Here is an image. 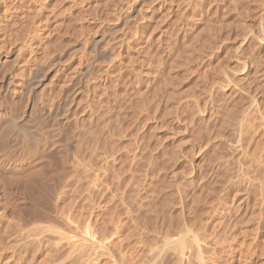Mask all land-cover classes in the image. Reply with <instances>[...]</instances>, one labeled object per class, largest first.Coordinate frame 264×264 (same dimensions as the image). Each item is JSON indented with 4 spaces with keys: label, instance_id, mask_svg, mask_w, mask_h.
<instances>
[{
    "label": "rangeland",
    "instance_id": "obj_1",
    "mask_svg": "<svg viewBox=\"0 0 264 264\" xmlns=\"http://www.w3.org/2000/svg\"><path fill=\"white\" fill-rule=\"evenodd\" d=\"M78 1L0 0V264H264V0Z\"/></svg>",
    "mask_w": 264,
    "mask_h": 264
},
{
    "label": "bare ground",
    "instance_id": "obj_2",
    "mask_svg": "<svg viewBox=\"0 0 264 264\" xmlns=\"http://www.w3.org/2000/svg\"><path fill=\"white\" fill-rule=\"evenodd\" d=\"M23 2L25 1V2H27L28 3V1H30V2H34V4H36V5H38L39 4V1L40 0H22ZM57 1V0H56ZM65 1V0H64ZM70 1V0H69ZM74 1H77V0H73V2ZM82 1V0H81ZM126 1V0H125ZM128 1V0H127ZM35 2H38V4L37 3H35ZM80 2V0L77 2V3H79ZM83 2V1H82ZM87 2V0L85 1V3ZM89 2V1H88ZM105 2V1H104ZM107 2V1H106ZM109 2V1H108ZM120 2V0H118V1H116V6H117V3L118 4H120L119 3ZM122 2H124V0H122ZM130 2V1H129ZM129 2H126L127 4H129ZM27 3H25L26 5H27ZM63 3V2H62ZM72 3V2H71ZM76 3V2H75ZM76 3V4H77ZM143 2L141 1V0H133L132 2H130V4L129 5H123L122 7H124V8H120L121 10H123L124 9V11L126 12V15L127 16H125L127 19L130 17H128V15H133V13L136 15V13L138 12L137 10L139 9V11H140V6H141V4H142ZM151 3V2H150ZM153 3V2H152ZM67 4V3H66ZM80 4H83V3H80ZM79 4V5H80ZM105 4V3H104ZM103 4V5H104ZM40 5V4H39ZM38 5V6H39ZM75 5V4H74ZM73 5V6H74ZM85 5V4H84ZM97 5V4H96ZM143 5V4H142ZM262 5V4H261ZM21 6V5H20ZM19 6V7H20ZM27 6H29V5H27ZM26 6V7H27ZM81 6V5H80ZM79 6V7H80ZM94 6V5H93ZM107 6V5H106ZM125 6H126V9H125ZM24 7V6H23ZM22 7V8H23ZM35 7V6H34ZM33 7V8H34ZM57 7V6H56ZM67 7H68V10L69 9H71V8H69L70 6H68L67 5ZM86 7V6H85ZM105 7V6H104ZM103 7V8H104ZM118 7H120L119 5H118ZM117 7V8H118ZM33 8H31L32 10H33ZM41 8V7H40ZM52 8V7H51ZM50 8V9H51ZM55 8V7H54ZM75 8H76V5H75ZM98 8V7H97ZM116 7H115V9H116V13H118V9H117ZM262 8V7H261ZM21 9V8H20ZM19 9V10H20ZM47 9H48V6H47ZM53 9V8H52ZM76 9H82V8H76ZM119 9V10H120ZM54 10V9H53ZM87 10V9H86ZM86 10H85V12H86ZM91 10V9H90ZM95 10V9H94ZM114 10V9H113ZM120 10V11H121ZM24 11V10H23ZM36 11H38L37 10V8H36ZM48 11V10H47ZM49 11H51V10H49ZM58 11V10H57ZM78 11V10H77ZM79 11H81V10H79ZM110 11V10H109ZM54 12V11H53ZM71 12V11H70ZM114 13H115V11H113ZM122 12V11H121ZM121 12H119V13H121ZM58 13V12H57ZM79 13V12H78ZM106 13V12H105ZM110 13V12H109ZM118 13V14H119ZM123 13V12H122ZM17 14V13H16ZM75 14H76V12H75ZM82 14H83V12H82ZM89 14V13H88ZM91 14V13H90ZM117 14V15H118ZM258 14V13H257ZM36 15H38V14H36ZM40 15V14H39ZM55 15V14H54ZM57 15V14H56ZM123 15V14H122ZM139 15V14H138ZM43 16V15H42ZM180 16V15H179ZM44 17V16H43ZM55 17H57V16H55ZM122 17V16H121ZM124 17V16H123ZM132 17H134V15L132 16ZM125 18V19H126ZM54 19V18H53ZM102 19V18H101ZM121 19V18H120ZM132 19V18H131ZM85 20H86V18H85ZM118 21V20H117ZM77 22H79V21H77ZM116 22V21H115ZM124 22V21H123ZM47 24V23H46ZM123 24V23H122ZM52 29V28H51ZM56 29V28H55ZM97 29V28H96ZM126 29V28H125ZM95 30V29H94ZM76 31V30H75ZM250 31V30H249ZM4 32V31H3ZM16 32V31H15ZM134 32V31H133ZM136 33V32H135ZM106 34H108V33H106ZM33 35V34H32ZM195 35V34H194ZM8 36V35H7ZM78 36V35H77ZM95 37H92V38H94L93 40H95V39H98L99 38V35H94ZM78 37H80V36H78ZM152 37V36H151ZM76 38V37H75ZM100 38H103V37H100ZM99 38V39H100ZM79 39V38H78ZM101 40V39H100ZM9 41V40H8ZM88 41V40H87ZM86 41V42H87ZM97 41V40H96ZM96 41H95V43H96ZM165 41V40H164ZM91 42H92V40H91ZM99 42V41H98ZM6 43V42H5ZM94 43V42H93ZM57 44V43H56ZM14 45V44H13ZM38 45V44H37ZM44 45V44H43ZM94 45V44H93ZM92 45V46H93ZM11 46V45H10ZM28 46V45H27ZM83 46V45H82ZM115 46V45H114ZM18 47V46H17ZM30 47V46H29ZM11 48V47H10ZM73 48V47H72ZM72 48H71V50H72ZM75 48V47H74ZM73 48V49H74ZM7 51H6V55L7 56H9V57H11V59H12V61L16 64V61L19 59V55H20V53H18V51H16V49H6ZM64 50V49H63ZM95 50V49H94ZM110 51V50H109ZM100 53V52H99ZM98 53V54H99ZM145 53V52H144ZM96 54V53H95ZM143 55V54H142ZM3 55L0 53V58L2 57ZM50 56V55H49ZM48 56V57H49ZM68 56V55H67ZM24 57V56H23ZM96 57V56H95ZM101 57V56H100ZM128 57V56H127ZM57 58V57H56ZM58 58H59V55H58ZM97 58V57H96ZM10 60V59H9ZM61 60V59H60ZM97 60V59H96ZM38 61V60H37ZM105 61V60H104ZM113 62V61H112ZM90 63V62H89ZM21 64V63H20ZM30 64V63H29ZM87 64V63H86ZM13 65V64H12ZM18 65V64H17ZM23 65V64H22ZM108 65V64H107ZM131 66V65H130ZM7 67V66H6ZM10 67H11V65H10ZM31 68V67H30ZM33 69V72H35V71H37V69H39V67H37V66H33L32 67ZM109 68V67H108ZM128 68V67H127ZM8 69V68H7ZM172 69V68H171ZM9 70V69H8ZM87 70H88V67H87V65H86V67H83L82 68V70L81 71H79L80 73H81V75H79V77L75 80L76 82H74V84H75V86H76V88L80 91V93H81V91H83L84 90V86H85V84H84V80H83V78H84V76L86 75V74H88L87 73ZM37 73V72H36ZM35 75V74H34ZM78 75V74H77ZM151 75V74H150ZM30 74H29V78H30ZM88 76V75H87ZM169 76V75H168ZM9 78H8V84H13L14 82H13V80H12V78L13 77H10V76H8ZM18 77V76H17ZM28 77L26 78V79H22V80H20L19 79V81H18V83H14L15 84V86H17V87H19V89H21V90H23V92H24V90L25 91H27L26 89H27V83H28ZM33 77V76H32ZM29 82H30V80H29ZM30 84V83H29ZM73 84V85H74ZM87 85V84H86ZM12 86V85H11ZM13 87H14V85H13ZM26 87V88H25ZM87 87V86H86ZM11 88V87H10ZM74 88V87H73ZM75 88V89H76ZM9 89V88H8ZM76 89V90H77ZM6 90V89H5ZM12 90L13 89H11V94L13 93V92H16V90L15 91H13L12 92ZM20 90V91H21ZM61 90V89H60ZM86 90H87V88H86ZM10 91V90H9ZM73 89H72V87L70 88V87H65L63 90H62V96L64 97V102H66V100L67 99H69L70 97H72L73 95ZM35 92V91H34ZM76 92V91H75ZM74 92V93H75ZM86 95V94H85ZM11 96H13V94L11 95ZM73 100V99H72ZM76 103V102H75ZM63 104V103H62ZM69 105V104H68ZM64 106V105H63ZM34 107V106H33ZM57 110V109H56ZM67 110V109H66ZM50 111V110H49ZM60 111V110H59ZM94 112V111H93ZM57 113H58V111H57ZM51 114V113H50ZM59 114V113H58ZM57 114V115H58ZM55 116H57L56 115V112H55V114H54ZM30 116V115H29ZM54 116V117H55ZM59 116V115H58ZM57 116V117H58ZM62 116H63V113H62ZM13 117V116H12ZM28 114L27 115H25V116H23L22 118H20L19 120H17V121H15V122H12V123H10L9 125H8V130H11V131H13V130H27V122H28ZM59 117H61V116H59ZM67 119V118H66ZM68 120V119H67ZM71 120V119H70ZM69 122V121H68ZM67 123V122H66ZM2 130V129H1ZM1 132V131H0ZM7 132L8 131H6V132H2V133H0V141H1V143H3L4 141H5V139H6V136H9V135H7ZM14 137V136H13ZM11 138V137H10ZM73 138V137H72ZM3 141V142H2ZM8 142V141H7ZM4 144V143H3ZM5 145V144H4ZM3 149V148H2ZM4 149H6V148H4ZM0 152H2V154H0V155H3V150L2 151H0ZM3 158V157H2ZM204 194V193H203ZM201 196V195H200ZM203 198V197H202ZM232 199V198H231ZM203 201V200H202ZM213 203V202H212ZM28 205V204H27ZM257 205V204H256ZM254 206V205H253ZM24 208H25V206H24ZM259 211V210H258ZM208 212V211H207ZM263 214V213H262ZM261 214V215H262ZM259 215V214H258ZM225 216V215H224ZM223 216V217H224ZM204 218V217H203ZM249 218V217H248ZM263 218V217H262ZM245 220V219H244ZM261 220V219H260ZM219 221V220H218ZM220 222V221H219ZM248 223V222H247ZM246 223V224H247ZM250 223V222H249ZM248 223V224H249ZM263 223V222H262ZM202 224V223H201ZM216 224V223H215ZM221 224V223H220ZM219 224V225H220ZM226 224V223H225ZM237 224V223H236ZM238 225V224H237ZM254 225V224H253ZM189 227V226H188ZM216 227H218V226H216ZM228 227V226H227ZM226 227V229L228 230V228ZM234 227V226H233ZM237 228V227H236ZM190 229V228H189ZM221 229H224V228H221ZM235 229V228H234ZM240 229V228H239ZM6 230V229H5ZM185 230V229H184ZM237 230V229H236ZM191 231V230H190ZM204 231V230H203ZM216 231V230H215ZM221 231V230H220ZM240 231V230H239ZM243 231H245L246 232V230H244L243 229ZM251 231V230H250ZM255 231V230H254ZM192 232H193V230H192ZM252 232V231H251ZM8 233V232H7ZM194 233V232H193ZM221 233V232H220ZM223 233V232H222ZM225 233V232H224ZM227 233H230V230H229V232H227ZM250 233V232H249ZM257 234V233H256ZM2 235V234H1ZM201 235V234H200ZM218 235V234H217ZM235 235V234H234ZM243 235V234H242ZM252 235V234H251ZM3 236V235H2ZM181 236V235H180ZM178 237V238H176V239H173V241L176 243L175 244V246H176V248L172 245V244H170V242L172 241V239H171V241L169 242H167L163 247L165 248V246L168 244L169 246H168V248L172 245V247H174L175 249V253L177 254V256L176 257H178V259L180 260V261H183V259L185 258V260L187 259V258H189V260H190V257H191V260L194 258V260H196L197 261V264H201V261H200V255L198 254V251L197 250H199V249H197V241H196V237H194V238H191V239H189V237H191L190 235H189V237H188V235L185 233V237L187 238V240L185 239V238H181V237ZM192 236H193V234H192ZM219 236V235H218ZM223 236V235H222ZM230 236H231V234H230ZM241 236V235H240ZM245 236V235H244ZM199 237V236H198ZM206 237V236H205ZM211 237V236H210ZM217 237V236H216ZM229 237V236H228ZM235 237H238V236H236L235 235ZM249 237V236H248ZM254 237V236H253ZM200 238V237H199ZM221 238V237H220ZM205 239V238H204ZM222 239V238H221ZM224 239V238H223ZM231 239V238H230ZM232 239H234V237L232 238ZM242 239H243V237H242ZM251 239V238H250ZM167 240V239H166ZM200 241H201V239H199ZM254 240V239H253ZM258 240V239H257ZM165 241V240H164ZM205 241V240H204ZM219 241V240H218ZM223 241V240H222ZM226 241V240H225ZM252 241V240H251ZM233 242V241H232ZM243 242V241H242ZM248 242H249V240H248ZM253 242V241H252ZM251 242V243H252ZM262 242V241H261ZM260 242V243H261ZM172 243V242H171ZM208 243V242H207ZM225 243V242H224ZM227 243V242H226ZM236 243V242H235ZM239 243H240V241H239ZM244 243V242H243ZM159 244V243H158ZM163 244H164V242H163ZM206 244V243H205ZM214 244V243H213ZM212 244V245H213ZM221 244V243H220ZM223 244V243H222ZM248 244V243H247ZM13 245V244H12ZM162 245V244H161ZM215 245V244H214ZM219 245V244H218ZM244 245V244H243ZM250 245V244H249ZM5 246V245H4ZM211 246V245H210ZM221 246V245H220ZM232 246V245H231ZM242 247V245H238V247ZM244 246H246V244L244 245ZM258 246V245H257ZM41 247V246H40ZM152 247H154V246H152ZM162 247V246H161ZM162 247V248H163ZM200 247V246H199ZM234 247V246H233ZM233 247H231V248H233ZM264 247V246H263ZM149 248V247H148ZM158 248V247H157ZM162 248H160V249H162ZM214 248V247H213ZM235 248V247H234ZM255 248V247H254ZM258 248V247H257ZM256 248V249H257ZM1 249V248H0ZM159 249V250H160ZM167 249V248H166ZM201 249V248H200ZM244 249H246V248H244ZM44 250V249H43ZM169 250V249H168ZM216 250V249H215ZM236 250V249H235ZM258 250V249H257ZM117 251V250H116ZM162 251V250H161ZM160 251V252H161ZM211 251V250H210ZM209 251V252H210ZM239 251V250H238ZM250 251H252V249L250 250ZM256 251V250H255ZM254 251V252H255ZM259 251H260V248H259ZM119 252V251H118ZM147 252V251H146ZM154 252H156V251H154ZM158 252V251H157ZM208 252V251H207ZM206 252V253H207ZM240 252V251H239ZM245 252H247V251H245ZM253 252V253H254ZM45 253V252H44ZM120 253V252H119ZM150 253H151V251H150ZM165 253V252H164ZM201 253V252H200ZM204 253V252H203ZM213 253V252H212ZM211 253V254H212ZM216 253V252H215ZM225 253V252H224ZM234 253V252H233ZM1 254V253H0ZM152 254V253H151ZM156 253H154V255H155ZM209 254V253H208ZM100 255V254H99ZM124 255V254H123ZM143 255V254H142ZM158 256H159V253L157 254ZM202 255H204V254H202ZM225 255H226V253H225ZM248 255V254H247ZM253 255V254H252ZM256 255V254H255ZM258 255V254H257ZM260 255V254H259ZM264 255V254H263ZM43 256V255H42ZM119 256V255H118ZM147 256V255H146ZM158 256H156V257H158ZM169 256V255H168ZM171 256V255H170ZM218 256V255H217ZM250 256V255H249ZM261 256V255H260ZM152 257V256H151ZM175 257V256H174ZM187 257V258H186ZM193 257V258H192ZM220 257V256H219ZM262 257V256H261ZM69 258V257H68ZM110 258V257H109ZM211 258V257H210ZM220 258H222V257H220ZM245 258V257H244ZM154 259V258H153ZM177 259V258H176ZM212 259V258H211ZM89 260V259H88ZM178 260V261H179ZM188 260V259H187ZM190 260V261H191ZM33 261V260H32ZM42 261V260H41ZM78 261V260H77ZM114 261V260H113ZM121 261H122V259H121ZM211 261V260H210ZM43 262V261H42ZM46 262V261H45ZM66 262V261H65ZM84 262H86V261H84ZM93 262H94V260H93ZM92 262V263H93ZM146 262V261H145ZM153 262V261H152ZM157 262V261H156ZM189 261H187V263H188ZM192 262V261H191ZM191 262H190V264H191ZM204 262V261H203ZM216 262V261H215ZM36 263V262H35ZM38 263V262H37ZM64 263V262H63ZM151 263V262H150ZM178 263V262H177ZM180 263V262H179ZM182 263V262H181ZM180 263V264H181ZM212 263V262H211ZM227 263V262H226ZM225 263V264H226ZM242 263H244V262H242ZM97 264V263H96ZM123 264V263H122ZM157 264V263H156ZM194 264V263H193Z\"/></svg>",
    "mask_w": 264,
    "mask_h": 264
}]
</instances>
